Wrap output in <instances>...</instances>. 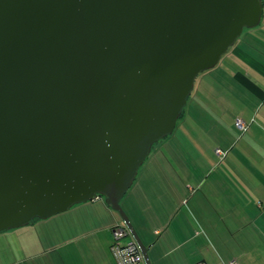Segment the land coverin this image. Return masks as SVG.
<instances>
[{
  "label": "water",
  "instance_id": "95a60500",
  "mask_svg": "<svg viewBox=\"0 0 264 264\" xmlns=\"http://www.w3.org/2000/svg\"><path fill=\"white\" fill-rule=\"evenodd\" d=\"M263 0H0V233L122 199Z\"/></svg>",
  "mask_w": 264,
  "mask_h": 264
},
{
  "label": "crops",
  "instance_id": "0c3cea01",
  "mask_svg": "<svg viewBox=\"0 0 264 264\" xmlns=\"http://www.w3.org/2000/svg\"><path fill=\"white\" fill-rule=\"evenodd\" d=\"M214 70L232 86L212 92L229 101L215 113L229 120L237 137L208 156L193 157L200 166L196 175L189 170L191 157L184 156L182 169L173 171L162 156L151 155L125 197V211L152 264H264V0L260 23L243 31L200 87L205 79L206 85L219 81ZM237 119L246 123L244 133ZM223 124L208 125L222 135ZM217 148L226 152L223 158ZM122 224L103 198L81 202L8 230L0 264H117L113 230Z\"/></svg>",
  "mask_w": 264,
  "mask_h": 264
},
{
  "label": "rangeland",
  "instance_id": "374dc122",
  "mask_svg": "<svg viewBox=\"0 0 264 264\" xmlns=\"http://www.w3.org/2000/svg\"><path fill=\"white\" fill-rule=\"evenodd\" d=\"M245 29L247 30V28ZM208 73L210 72L205 71L198 75L195 82L196 85L194 87V92L189 98L184 112L178 119L174 132L155 143L150 155L140 167L139 171L148 162L151 155L152 157L155 155L162 156L164 162L167 161V169L173 171H179L180 168L182 169L184 156H188L191 157L192 160L189 170L193 171L196 175L200 171V166L199 163L193 162V157L197 159L199 156L204 154L208 156L209 153H211V150L214 151V149L219 146V143L223 144L227 140L232 139V137H237V134L235 135V130L230 126L231 124L229 120L227 121L222 114L215 113L217 109L220 110L222 107H225L226 104L228 106L229 101L225 98H217L213 95L216 91L227 92L230 87L232 88V86L230 85L228 78L223 75V73L218 72L217 75V72L214 70L213 74L216 73L215 75H217L219 81L215 83L213 81L212 83L206 85L204 83L205 79L200 87V81L204 77H209L208 75L210 74ZM227 73L229 74V72ZM205 90H209L211 93L204 96L202 93ZM198 92H200L203 97L197 95ZM199 107L200 111L198 112ZM228 111L229 110H227V112ZM212 121L224 122L223 128L225 129V133L218 135V131L208 125ZM241 132L244 133L245 131ZM129 193L130 192L128 191L121 201L124 209L127 205V198L125 197H128ZM101 198L105 201L104 197ZM7 235V231L0 233V246H5Z\"/></svg>",
  "mask_w": 264,
  "mask_h": 264
},
{
  "label": "built area",
  "instance_id": "2783aa9c",
  "mask_svg": "<svg viewBox=\"0 0 264 264\" xmlns=\"http://www.w3.org/2000/svg\"><path fill=\"white\" fill-rule=\"evenodd\" d=\"M236 126L241 131H246L247 125L241 120H236ZM216 153L223 158L226 155L225 151L217 148ZM114 243L112 245V251L116 259L117 264H138L144 261L142 251L135 241L134 237L131 235L129 229L125 224L116 226L113 230ZM131 237V238H130ZM126 238H130V241L124 242ZM196 264H207L206 262H198ZM226 264H240L237 260H231Z\"/></svg>",
  "mask_w": 264,
  "mask_h": 264
},
{
  "label": "trees",
  "instance_id": "16d2710c",
  "mask_svg": "<svg viewBox=\"0 0 264 264\" xmlns=\"http://www.w3.org/2000/svg\"><path fill=\"white\" fill-rule=\"evenodd\" d=\"M183 112H184V111H183ZM183 112H182V113H183ZM123 224H124V222H123ZM130 233H131V232H130ZM131 235H132V234H131ZM130 238H131V237H130ZM124 241H126V239H125Z\"/></svg>",
  "mask_w": 264,
  "mask_h": 264
}]
</instances>
